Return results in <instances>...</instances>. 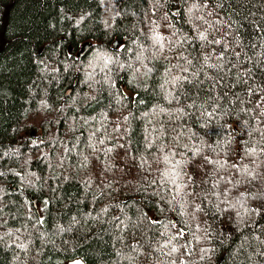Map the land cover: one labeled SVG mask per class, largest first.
<instances>
[{
	"label": "trees",
	"instance_id": "obj_1",
	"mask_svg": "<svg viewBox=\"0 0 264 264\" xmlns=\"http://www.w3.org/2000/svg\"><path fill=\"white\" fill-rule=\"evenodd\" d=\"M76 258L264 264V0H0V264Z\"/></svg>",
	"mask_w": 264,
	"mask_h": 264
},
{
	"label": "water",
	"instance_id": "obj_2",
	"mask_svg": "<svg viewBox=\"0 0 264 264\" xmlns=\"http://www.w3.org/2000/svg\"><path fill=\"white\" fill-rule=\"evenodd\" d=\"M121 45V41L119 40H114V42L112 43V49L113 50H116L118 47H120ZM92 44L90 42H84L77 50L76 52V57L77 58H81L85 53L88 52V50L91 48ZM77 83V79L74 80V83H73V86H75ZM73 92V88L72 87H69L67 88L64 96L65 97H68L69 95H71ZM235 134L237 135L238 134V131L235 132ZM39 135H41V132H39ZM30 136L31 137H34L35 136V132H31L30 133ZM31 198V196H30ZM35 202V200L33 201ZM66 264H85V262L80 259V258H76V259H73V260H70L68 261Z\"/></svg>",
	"mask_w": 264,
	"mask_h": 264
},
{
	"label": "snow or ice",
	"instance_id": "obj_3",
	"mask_svg": "<svg viewBox=\"0 0 264 264\" xmlns=\"http://www.w3.org/2000/svg\"><path fill=\"white\" fill-rule=\"evenodd\" d=\"M200 39L204 40V39H206V37L203 34H201ZM215 43L219 44L220 41L219 40H216ZM209 115H211V113H209ZM180 235L181 236L183 235V232L182 231H181ZM176 250L177 249H175V248L172 249L173 252L176 251Z\"/></svg>",
	"mask_w": 264,
	"mask_h": 264
},
{
	"label": "rangeland",
	"instance_id": "obj_4",
	"mask_svg": "<svg viewBox=\"0 0 264 264\" xmlns=\"http://www.w3.org/2000/svg\"><path fill=\"white\" fill-rule=\"evenodd\" d=\"M31 132H35V131H34V130H32ZM31 132H30V133H31ZM39 132H40V131H39ZM39 132H38V134H39ZM35 134H36V132H35ZM29 136H30V134H29ZM30 137H31V136H30Z\"/></svg>",
	"mask_w": 264,
	"mask_h": 264
}]
</instances>
